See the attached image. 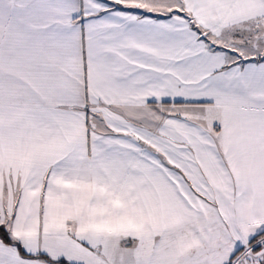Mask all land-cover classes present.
<instances>
[{"label":"snow or ice","instance_id":"snow-or-ice-1","mask_svg":"<svg viewBox=\"0 0 264 264\" xmlns=\"http://www.w3.org/2000/svg\"><path fill=\"white\" fill-rule=\"evenodd\" d=\"M0 264H264V0H0Z\"/></svg>","mask_w":264,"mask_h":264}]
</instances>
